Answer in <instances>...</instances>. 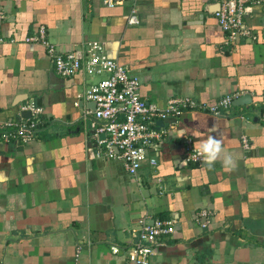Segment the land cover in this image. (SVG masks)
Returning a JSON list of instances; mask_svg holds the SVG:
<instances>
[{
    "label": "crops",
    "instance_id": "1",
    "mask_svg": "<svg viewBox=\"0 0 264 264\" xmlns=\"http://www.w3.org/2000/svg\"><path fill=\"white\" fill-rule=\"evenodd\" d=\"M132 4L0 0V124L31 118L22 109L31 102L43 110L34 140H0V264H131L142 218L175 220L150 264H264V6L244 19L256 38L231 42L220 0H139L138 24L127 21ZM42 26L59 54L84 58L100 41L159 107L178 96H239L221 115L186 110L158 121L167 132L150 152L157 164L132 176L95 136L102 122L86 93L103 76L60 75L47 45L27 40ZM209 134L235 168L180 166L188 141L199 148Z\"/></svg>",
    "mask_w": 264,
    "mask_h": 264
},
{
    "label": "built area",
    "instance_id": "2",
    "mask_svg": "<svg viewBox=\"0 0 264 264\" xmlns=\"http://www.w3.org/2000/svg\"><path fill=\"white\" fill-rule=\"evenodd\" d=\"M132 10L127 17L130 24H138L140 17L137 12L138 1L132 0ZM105 5L113 7L122 0H104ZM262 4L264 0H220V8L216 16L222 29L227 33L228 40L237 42L240 37L255 39L256 36L247 28L245 16L250 7ZM6 13L0 9V30ZM0 36V43L3 42ZM28 41H39L47 45L49 54L54 58L58 73L62 76H73L85 70L89 74L103 76L92 85L87 93V99L95 102L93 115L102 123L97 127L95 136L99 143L104 144L110 158H121L125 169L132 176H138L143 164L149 160L156 165L157 159L150 152L157 146L167 130L159 127L160 120L177 116L186 110H205L215 115L227 113L233 106L239 94H226L214 104L198 103L189 96H178L169 99L166 107L143 99L140 94V79L128 72L127 68L116 59L109 57L100 41L89 43L85 57H79L75 52L59 54L55 45L47 39L46 28L41 27L39 34L28 36ZM23 110H30L32 117L16 122L5 120L0 124V140L5 142H29L36 138L42 124V108L33 102L25 105ZM107 135L105 139L100 134ZM245 146H249L244 138ZM198 149L188 141L186 152L180 161V166L188 163H200ZM205 214V213H204ZM140 228L136 233L135 244L128 248V260L131 264H150V258L163 239L175 232V220L157 218L149 222L147 218L140 220ZM118 253L120 247L113 246Z\"/></svg>",
    "mask_w": 264,
    "mask_h": 264
},
{
    "label": "clouds",
    "instance_id": "3",
    "mask_svg": "<svg viewBox=\"0 0 264 264\" xmlns=\"http://www.w3.org/2000/svg\"><path fill=\"white\" fill-rule=\"evenodd\" d=\"M213 131H216L215 126L209 130V133ZM198 155L208 168L213 167L218 160L229 170L234 169L236 166L233 155L224 151L222 139L211 134L201 140Z\"/></svg>",
    "mask_w": 264,
    "mask_h": 264
},
{
    "label": "water",
    "instance_id": "4",
    "mask_svg": "<svg viewBox=\"0 0 264 264\" xmlns=\"http://www.w3.org/2000/svg\"><path fill=\"white\" fill-rule=\"evenodd\" d=\"M240 99H241V98H240ZM240 99H237V100H240ZM237 100H236V101H237Z\"/></svg>",
    "mask_w": 264,
    "mask_h": 264
},
{
    "label": "trees",
    "instance_id": "5",
    "mask_svg": "<svg viewBox=\"0 0 264 264\" xmlns=\"http://www.w3.org/2000/svg\"><path fill=\"white\" fill-rule=\"evenodd\" d=\"M194 163V162H193Z\"/></svg>",
    "mask_w": 264,
    "mask_h": 264
}]
</instances>
